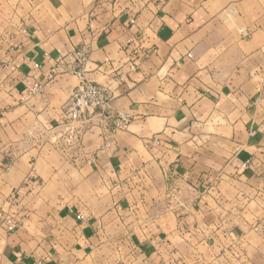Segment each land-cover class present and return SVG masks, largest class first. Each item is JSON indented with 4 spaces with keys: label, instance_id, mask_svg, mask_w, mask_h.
Segmentation results:
<instances>
[{
    "label": "crops",
    "instance_id": "obj_1",
    "mask_svg": "<svg viewBox=\"0 0 264 264\" xmlns=\"http://www.w3.org/2000/svg\"><path fill=\"white\" fill-rule=\"evenodd\" d=\"M83 47L126 129L62 124ZM0 211V264H264V0H0Z\"/></svg>",
    "mask_w": 264,
    "mask_h": 264
},
{
    "label": "built area",
    "instance_id": "obj_2",
    "mask_svg": "<svg viewBox=\"0 0 264 264\" xmlns=\"http://www.w3.org/2000/svg\"><path fill=\"white\" fill-rule=\"evenodd\" d=\"M148 56V54L146 55ZM89 58V49L83 47L75 50L69 55L62 56L56 60V64L52 67L49 77H55L62 73L74 74L78 77L79 82L63 109L62 124L73 130L76 123H84L88 120L90 114H97L106 123L107 130L126 129L132 120V116L125 112H113L111 110V102L113 94L109 87L93 82L86 76V63ZM42 88V84L35 83L32 92H38ZM154 143L158 140L153 139ZM109 145V143H107ZM247 166V162L243 167ZM170 181L171 191L176 190L175 181L171 178L173 174L170 171L166 172ZM20 190H15L9 197L12 206L18 204ZM172 197V196H171ZM21 219L17 216L0 211V224L5 225L8 232L15 230ZM38 264H45L44 261H39Z\"/></svg>",
    "mask_w": 264,
    "mask_h": 264
}]
</instances>
